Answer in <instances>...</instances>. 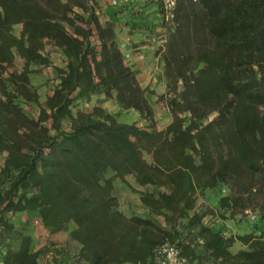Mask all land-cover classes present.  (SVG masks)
<instances>
[{
    "label": "trees",
    "instance_id": "trees-1",
    "mask_svg": "<svg viewBox=\"0 0 264 264\" xmlns=\"http://www.w3.org/2000/svg\"><path fill=\"white\" fill-rule=\"evenodd\" d=\"M97 7V0H0V155L6 153L8 177L0 231L18 238L15 246L0 233L1 261L40 264L43 250L32 248V234L9 220L36 212L53 231L77 224L71 235L82 244L84 264L147 261L156 245L176 242L182 218L219 264H264V230L226 236L203 221L204 213H191L200 189L225 185L219 205L232 216L222 218L259 209L264 220V0H178L164 54L169 90L159 96L173 118L158 130L120 121L101 105L73 113L78 97L102 90L155 124L147 88ZM17 23L20 36L12 30ZM47 40L67 62L57 66L59 82L35 116L18 99L40 103L30 64L49 61ZM17 53L25 65L9 71ZM110 171L155 186L141 192L142 201L165 223L125 214ZM236 241L247 248L233 252ZM177 244L197 264L196 247Z\"/></svg>",
    "mask_w": 264,
    "mask_h": 264
},
{
    "label": "rangeland",
    "instance_id": "rangeland-1",
    "mask_svg": "<svg viewBox=\"0 0 264 264\" xmlns=\"http://www.w3.org/2000/svg\"><path fill=\"white\" fill-rule=\"evenodd\" d=\"M197 2V0H194ZM109 4H111L109 2ZM113 6V5H111ZM115 7V6H113ZM196 10H199L197 4H194ZM119 8V7H115ZM121 9L114 11L113 15L109 16L105 12H101L102 21H112L117 33L118 42L124 52L125 58L128 62L135 59L140 61V70L136 71L141 84L147 88L146 95L152 103L155 110V124L152 125L151 120L144 117L140 112L133 108H127L120 103L117 97L107 96L102 90L93 93L90 97H78L72 106L74 114L81 111H91L94 106L101 105L107 111L113 113L120 121L137 122L139 125L148 127L151 130H158L166 127L172 120L173 116L165 105L164 101L159 99L161 94L167 93L169 90L167 77L166 61L164 54L166 52L167 42L170 34L175 30L176 25H171L159 15H136L132 11ZM136 10V9H135ZM23 25L17 23L13 25V32L20 36L22 33ZM43 52L49 57L48 62H31L30 79L32 87L39 92L40 103L35 101H27L23 98L18 100L31 114L37 116L40 111V104H45L47 96L54 90L59 82L57 66H65L67 56L63 49L55 45L52 41L47 40ZM136 60V59H135ZM26 59L17 53L13 66L9 71H21L25 65ZM129 64V62H128ZM9 73H7V76ZM189 114V113H188ZM216 113L210 116L212 119ZM71 124L70 118L64 122L65 127ZM6 153L0 155V190L8 185V177L2 172V166L5 160ZM150 158V157H148ZM114 175V172H108L107 176ZM127 181L122 180L120 177L114 175L115 188L113 194L118 199L119 208L127 215L139 214L143 216L154 215V217L165 223L164 217L158 214H152L149 207L142 201V191H156L157 188L153 185H142L137 182L134 175H127ZM225 185H218L214 188L200 189L197 193L196 206L191 213L195 210L204 213L203 221L216 228L226 219L222 218L224 213L226 216H232L231 211H226L220 207V197L224 195ZM255 215V217H252ZM261 211L259 209H245L244 211L237 212L231 219H243L246 222L244 229L252 228L254 225L262 222L260 220ZM15 224L16 228L23 229L25 232L33 234L39 227L40 221L36 212H22L10 215L9 218ZM238 221V220H237ZM188 218H182L179 221L178 228L180 234L176 239L178 242H191L196 247L199 258H196L197 264H219V260L213 258L210 252L204 250L202 245L203 239L200 238L196 231L190 230L187 227ZM15 229V228H14ZM0 233L7 238V241L16 246L18 238L14 230H7L1 227ZM4 230V231H3ZM223 233V232H222ZM225 234V233H223ZM233 235V234H232ZM58 249V252L54 250ZM75 246L73 244L53 246L52 252L58 254L61 259V264L66 263V258L70 257L74 252ZM235 252V244L230 247ZM4 250V249H3ZM49 250L48 247L44 251ZM0 251V260H2V253ZM52 253V254H53Z\"/></svg>",
    "mask_w": 264,
    "mask_h": 264
},
{
    "label": "crops",
    "instance_id": "crops-1",
    "mask_svg": "<svg viewBox=\"0 0 264 264\" xmlns=\"http://www.w3.org/2000/svg\"><path fill=\"white\" fill-rule=\"evenodd\" d=\"M98 2V7L97 11L99 14L101 12L107 13V15L111 16L114 11H120L121 9H127V11H136V15H148L152 16H157L158 12V6L157 3L154 1H144L140 2L138 4V8L136 5H130L126 7H119L115 8L109 4L110 0H97ZM139 8L141 10H139ZM136 9V10H135ZM102 15H100V18ZM139 56H136L135 59H128L129 64L136 70H140V61L137 62V58ZM126 59V58H125ZM127 61V60H126ZM127 62V63H128ZM135 110V109H134ZM136 111V110H135ZM139 113V111H138ZM238 220V221H237ZM231 219L227 218L225 221H222L220 224H217L216 228H213L214 230L221 231L225 233L226 236H230L232 234H244L247 232H256L259 233L260 231L264 230V220L259 223L254 225L252 228L244 229L246 222L243 219L240 221L239 219ZM40 227L32 234L33 236V242H32V248L34 250L41 249L43 250L40 256V264H61V259L58 257V254L53 253L58 252L59 250L56 249L52 252V247L54 246H61V245H68V244H73L75 246L73 254L66 258V263L65 264H84L85 262L79 258V252L81 250L82 244L74 239L71 235L72 231L77 227V224L71 220L69 221L66 226L57 231L50 230L48 227L42 224L40 222ZM235 244V252L238 251L241 248H247L245 244H243L240 241L234 242ZM48 247L49 250L44 251V249ZM53 253V254H52ZM0 264H3V262L0 260Z\"/></svg>",
    "mask_w": 264,
    "mask_h": 264
},
{
    "label": "built area",
    "instance_id": "built-area-1",
    "mask_svg": "<svg viewBox=\"0 0 264 264\" xmlns=\"http://www.w3.org/2000/svg\"><path fill=\"white\" fill-rule=\"evenodd\" d=\"M144 1L156 2L159 15L171 25H176L178 0H110V3L120 8L130 5H136L138 8V4ZM141 9L139 8V10ZM223 190L225 193L228 192L226 187ZM252 217H255V215H252ZM126 264H195V262L191 257L182 252L181 247L176 242L166 240L155 246L147 261L128 262Z\"/></svg>",
    "mask_w": 264,
    "mask_h": 264
}]
</instances>
